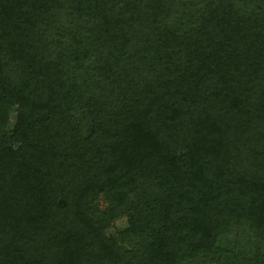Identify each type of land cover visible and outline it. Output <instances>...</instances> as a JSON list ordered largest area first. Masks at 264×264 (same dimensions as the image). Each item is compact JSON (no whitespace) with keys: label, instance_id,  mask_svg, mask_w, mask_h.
I'll list each match as a JSON object with an SVG mask.
<instances>
[{"label":"trees","instance_id":"1","mask_svg":"<svg viewBox=\"0 0 264 264\" xmlns=\"http://www.w3.org/2000/svg\"><path fill=\"white\" fill-rule=\"evenodd\" d=\"M0 264H264V0H0Z\"/></svg>","mask_w":264,"mask_h":264},{"label":"rangeland","instance_id":"2","mask_svg":"<svg viewBox=\"0 0 264 264\" xmlns=\"http://www.w3.org/2000/svg\"><path fill=\"white\" fill-rule=\"evenodd\" d=\"M124 220L117 221L113 223L111 229H110V235H114L117 231H119L124 226Z\"/></svg>","mask_w":264,"mask_h":264}]
</instances>
